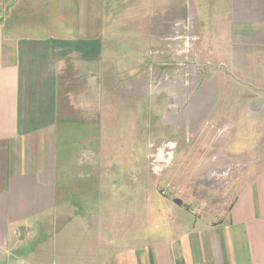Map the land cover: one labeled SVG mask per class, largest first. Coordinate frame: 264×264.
Masks as SVG:
<instances>
[{
    "label": "crops",
    "instance_id": "obj_1",
    "mask_svg": "<svg viewBox=\"0 0 264 264\" xmlns=\"http://www.w3.org/2000/svg\"><path fill=\"white\" fill-rule=\"evenodd\" d=\"M227 5L225 62L264 92V0ZM87 11L88 0H0V264H264V172L224 218L195 215L191 230L136 233L132 214L87 212L112 171L103 42Z\"/></svg>",
    "mask_w": 264,
    "mask_h": 264
},
{
    "label": "rangeland",
    "instance_id": "obj_2",
    "mask_svg": "<svg viewBox=\"0 0 264 264\" xmlns=\"http://www.w3.org/2000/svg\"><path fill=\"white\" fill-rule=\"evenodd\" d=\"M227 8V0H88L103 42L101 148L112 171L88 193L101 204L87 212L132 214L136 233L159 234L168 222L191 230L195 215L224 218L264 172V92L225 62Z\"/></svg>",
    "mask_w": 264,
    "mask_h": 264
},
{
    "label": "clouds",
    "instance_id": "obj_3",
    "mask_svg": "<svg viewBox=\"0 0 264 264\" xmlns=\"http://www.w3.org/2000/svg\"><path fill=\"white\" fill-rule=\"evenodd\" d=\"M169 147H174V145H169ZM168 155H169V159H170L171 158V153H169ZM160 158H162V156Z\"/></svg>",
    "mask_w": 264,
    "mask_h": 264
}]
</instances>
